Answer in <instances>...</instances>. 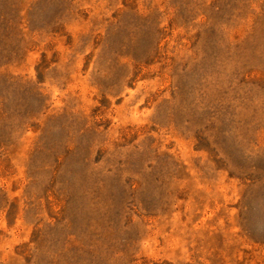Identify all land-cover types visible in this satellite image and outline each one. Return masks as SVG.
I'll list each match as a JSON object with an SVG mask.
<instances>
[{"label": "rangeland", "instance_id": "1", "mask_svg": "<svg viewBox=\"0 0 264 264\" xmlns=\"http://www.w3.org/2000/svg\"><path fill=\"white\" fill-rule=\"evenodd\" d=\"M0 264H264V0H0Z\"/></svg>", "mask_w": 264, "mask_h": 264}]
</instances>
